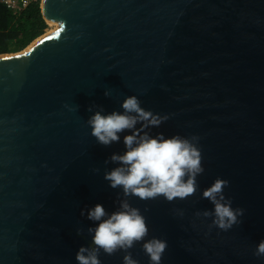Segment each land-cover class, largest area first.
I'll return each mask as SVG.
<instances>
[{
    "label": "water",
    "instance_id": "1",
    "mask_svg": "<svg viewBox=\"0 0 264 264\" xmlns=\"http://www.w3.org/2000/svg\"><path fill=\"white\" fill-rule=\"evenodd\" d=\"M40 9L56 27L0 54V264H78L98 223L87 210L100 203L110 214L123 200L145 217L144 240L167 241L161 264H264L254 255L264 239V0H41ZM130 95L166 116L141 134L199 148L203 171L186 198L125 196L104 178L132 130L104 145L88 119L123 112ZM217 178L243 209L226 231L203 215ZM142 244L100 250V264H123L125 251L149 264Z\"/></svg>",
    "mask_w": 264,
    "mask_h": 264
},
{
    "label": "clouds",
    "instance_id": "2",
    "mask_svg": "<svg viewBox=\"0 0 264 264\" xmlns=\"http://www.w3.org/2000/svg\"><path fill=\"white\" fill-rule=\"evenodd\" d=\"M121 107L123 112L98 110L88 119L91 134L104 145L119 140V133L125 129L132 130L123 137L126 150L111 156V160L119 164L104 174L110 186L121 188L125 196L133 195L140 199L162 195L171 201L192 194L196 188L195 177L203 171L201 153L196 144L180 135L166 138L162 134H141V129L149 125L158 126L166 116L145 110L135 95L127 96ZM138 121L143 122L139 129L135 127ZM227 183V180L217 178L202 193L214 205L211 212L205 211L203 215L211 216L212 224L224 231L231 228L243 213L242 208H233L231 201L223 195V187ZM87 217L98 223L89 228L93 247L80 246L75 254L78 264H100V250L112 254L117 250H127L142 240L149 264H161L167 241L157 237L144 240L148 233L145 217L127 200L121 201L119 209L110 214L97 203L87 210ZM254 255L264 257V239L256 244ZM123 264H137V261L125 251Z\"/></svg>",
    "mask_w": 264,
    "mask_h": 264
},
{
    "label": "trees",
    "instance_id": "3",
    "mask_svg": "<svg viewBox=\"0 0 264 264\" xmlns=\"http://www.w3.org/2000/svg\"><path fill=\"white\" fill-rule=\"evenodd\" d=\"M46 27L39 0L18 13L6 8L0 1V54L23 49L43 34Z\"/></svg>",
    "mask_w": 264,
    "mask_h": 264
},
{
    "label": "built area",
    "instance_id": "4",
    "mask_svg": "<svg viewBox=\"0 0 264 264\" xmlns=\"http://www.w3.org/2000/svg\"><path fill=\"white\" fill-rule=\"evenodd\" d=\"M6 8L10 9L13 12H20L26 8L30 3L38 0H0ZM41 0H39L40 2Z\"/></svg>",
    "mask_w": 264,
    "mask_h": 264
},
{
    "label": "rangeland",
    "instance_id": "5",
    "mask_svg": "<svg viewBox=\"0 0 264 264\" xmlns=\"http://www.w3.org/2000/svg\"><path fill=\"white\" fill-rule=\"evenodd\" d=\"M51 25H54V24H48V23H47V27H46V29H45L44 32H47V30H49V28L51 27ZM52 30H53V28H52Z\"/></svg>",
    "mask_w": 264,
    "mask_h": 264
},
{
    "label": "bare ground",
    "instance_id": "6",
    "mask_svg": "<svg viewBox=\"0 0 264 264\" xmlns=\"http://www.w3.org/2000/svg\"><path fill=\"white\" fill-rule=\"evenodd\" d=\"M49 24H52V23H49ZM56 27V25H51V27L49 28V30H47V32H49L50 30H52V28L54 29Z\"/></svg>",
    "mask_w": 264,
    "mask_h": 264
}]
</instances>
